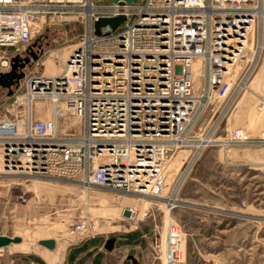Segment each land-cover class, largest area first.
Returning a JSON list of instances; mask_svg holds the SVG:
<instances>
[{
	"label": "built area",
	"instance_id": "built-area-1",
	"mask_svg": "<svg viewBox=\"0 0 264 264\" xmlns=\"http://www.w3.org/2000/svg\"><path fill=\"white\" fill-rule=\"evenodd\" d=\"M118 18L115 27L96 32L99 19ZM67 20L80 23L83 33L61 75L25 76L23 99L11 104L23 110L0 117L3 171L158 198L170 212L178 202L164 196L168 163L189 147V130L205 107L228 96L233 79L228 81L240 68L248 76L257 68L264 53V0H0V49L22 58L45 24ZM35 48L31 51L38 52ZM10 65V57L2 55L0 75ZM239 84L246 89L245 82ZM38 100L51 103L49 119L35 118ZM61 107L78 119L79 135H59L58 124L66 117ZM224 139L226 144L246 140L238 130ZM72 231L87 229L82 224ZM156 235L154 227L150 245L159 250ZM173 256L170 252L168 263L179 260Z\"/></svg>",
	"mask_w": 264,
	"mask_h": 264
},
{
	"label": "rangeland",
	"instance_id": "rangeland-1",
	"mask_svg": "<svg viewBox=\"0 0 264 264\" xmlns=\"http://www.w3.org/2000/svg\"><path fill=\"white\" fill-rule=\"evenodd\" d=\"M34 27L36 32L40 26ZM82 33V25L71 20L47 23L33 41L39 51L29 49L36 60L30 53L15 57L12 49H0V57H10L11 64L18 59L23 68L17 73L24 77L43 73L44 78H57L62 73L61 62L67 61ZM10 70L11 65L7 73ZM193 72L197 89L199 64L193 66ZM23 79L10 90L0 86V117L23 110L11 107L25 94ZM232 79V89L229 92L228 87L224 93L228 96L206 106L189 130L188 137L194 143L185 149L189 154L168 181L164 194H176L179 201L170 212L157 202L150 205L121 194L85 191L54 179L38 178L34 182L32 178L7 175L0 166V236L22 240L0 250V264H53V253L39 246V241L54 240L56 247L67 250L82 243L85 248L99 246L101 238L115 239V247L128 250L125 261L131 257L136 261L139 255V264H264V111L259 119L256 117L264 105V53L251 75L240 68L228 84ZM240 82L246 83V89L239 87ZM33 103L36 119L50 118V102ZM68 114L58 124L61 137L80 134L79 122L71 112ZM231 130H238L246 140L226 146L212 144L219 137L226 138ZM204 142L205 147H201ZM31 184L40 187L39 195ZM23 195L26 203L21 201ZM140 200L143 203L137 202ZM127 209L136 212L132 221L122 217ZM82 224L86 233L72 231ZM171 225L181 234L179 240L169 237ZM154 227L156 238L161 239L159 250L154 242L150 245ZM135 245L141 248L129 251ZM169 251L176 254L177 262L168 263ZM77 253L75 250L71 255L70 264Z\"/></svg>",
	"mask_w": 264,
	"mask_h": 264
},
{
	"label": "crops",
	"instance_id": "crops-1",
	"mask_svg": "<svg viewBox=\"0 0 264 264\" xmlns=\"http://www.w3.org/2000/svg\"><path fill=\"white\" fill-rule=\"evenodd\" d=\"M100 240H101V244L99 246H90L85 248V243H82L80 245L70 247L67 250L56 247V249L51 252L53 253L54 256L53 264H60L63 258H64V262H62L63 264H70V257L75 250H77L78 253L74 256V260L72 264H139L140 263L139 255L135 256L136 261L132 262L131 260L132 257L129 260L125 261L124 256L127 254L128 250L124 249L123 247H115V242H116L115 239H113L114 245H113V250L111 252L106 251L104 248L107 239L101 238ZM133 248H130L129 251L137 250L138 248H141V246L135 245ZM30 263L32 262L30 261Z\"/></svg>",
	"mask_w": 264,
	"mask_h": 264
},
{
	"label": "bare ground",
	"instance_id": "bare-ground-1",
	"mask_svg": "<svg viewBox=\"0 0 264 264\" xmlns=\"http://www.w3.org/2000/svg\"><path fill=\"white\" fill-rule=\"evenodd\" d=\"M36 26H41V22H38V23H36L35 24ZM40 28V27H39ZM37 29V28H36ZM39 30V29H38ZM34 31H35V27H34ZM77 47V46H76ZM76 47H75V49H76ZM74 49V50H75ZM73 50V51H74ZM71 55V54H70ZM69 55V56H70ZM62 64H63V62H61V64H60V66L59 67H61V69H62ZM61 74V73H60ZM262 75V74H261ZM60 76V75H59ZM58 76V77H59ZM57 77V78H58ZM46 79H50V78H46ZM262 79V78H261ZM195 98H198V97H195ZM20 99H23V98H20ZM202 99V96H200L199 97V100H201ZM263 102V101H262ZM71 110H69V109H67V108H65V107H61V110H60V112L62 113V115L63 116H66L67 117V115H69L68 114V112H70ZM263 111H264V105H261L260 106V108H258V110H257V115H256V117L259 119L261 116H260V113L262 114L263 113ZM72 115V114H71ZM76 119V121H78V119L77 118H75ZM256 119V118H255ZM258 121V120H257ZM79 122V121H78ZM254 123V122H253ZM252 123V124H253ZM253 129H254V127H253ZM194 139V138H193ZM192 144L194 143V141L192 142V141H190ZM190 142H189V147L190 146H192V144H190ZM208 142V141H207ZM209 143V142H208ZM202 144V143H201ZM205 144H206V142H204L202 145H201V147L202 146H204L205 147ZM210 144V143H209ZM212 144H219L220 146H226V142H225V139H222V138H219V139H217V140H215V141H213L212 142ZM200 146V145H199ZM200 148V147H199ZM196 149H198L197 147H196ZM199 150L200 149H198V152H199ZM189 154V152H188V150H185V149H182V150H180L179 152H177L173 157H172V159L170 160V162L168 163V166H167V173H168V181L172 178V176L174 175V174H176L179 170H180V168H181V166H182V164H183V161L187 158V155ZM224 157V156H223ZM0 162H1V157H0ZM0 166H1V169H2V171H3V168H2V162L0 163ZM4 172V171H3ZM14 176V175H13ZM12 177V176H11ZM15 177H18V176H15ZM20 178V177H19ZM37 180L38 178H32V180ZM34 180V182H36ZM33 182V183H34ZM73 184V183H72ZM74 185V187H77V188H80V189H82V190H85V191H99V192H103V191H101V190H95V189H93V188H87V187H81V186H79V185H77V184H73ZM39 186L38 185H36V184H31V189H32V191L36 194V195H39ZM42 190V189H41ZM37 191H39V192H37ZM86 193V192H85ZM103 193H106V192H103ZM107 194H112V192H107ZM83 195V194H82ZM85 195V194H84ZM113 195H120V194H115V193H113ZM176 194H173V195H171L170 197H169V199L172 201V204H174V203H176V202H178L179 203V201H178V199H176V196H175ZM86 196V195H85ZM85 196L83 197H81V198H83V200L85 201L86 199H85ZM124 196H126V195H124ZM126 197H132V198H136V199H142V201L144 202V203H147V204H150L151 205V203L150 202H157V203H160L161 204V206H163L162 205V203H161V199H158V198H155V199H148V198H145V197H143V196H132V195H127ZM161 197V196H160ZM100 201V200H99ZM103 201V200H102ZM141 200L140 201H137V202H142ZM142 202V203H143ZM164 207V206H163ZM165 209H167V211H168V208L166 207ZM128 211H130V218H124L123 217V214H122V217L124 218V219H126V220H130V221H132L133 219H134V217L136 216V212L134 211V209H127ZM137 210V209H136ZM146 211V210H145ZM124 212V211H123ZM134 213V214H133ZM74 232H76L77 233V231H74ZM174 233H177L176 234V236H174ZM172 234H173V236H172ZM179 236H181V234L179 233V231L178 230H176V231H173V232H171V234H169V237H176V239H180L181 237H179ZM178 237V238H177ZM170 241H171V239H170ZM22 243V240L20 239V242L19 243H12V244H10V245H8L7 247H5V248H8L9 246H11V245H19V244H21ZM39 245V244H38ZM170 245L172 246V244L170 243ZM40 246V245H39ZM5 248H0V250H2V249H5ZM43 249H46V248H43ZM56 249V243H55V248H54V250ZM47 251H50V252H52V251H54V250H48V249H46ZM169 253L170 252H168V254H167V257L169 256ZM169 258V257H168ZM168 260V259H167ZM57 261V260H56Z\"/></svg>",
	"mask_w": 264,
	"mask_h": 264
},
{
	"label": "water",
	"instance_id": "water-1",
	"mask_svg": "<svg viewBox=\"0 0 264 264\" xmlns=\"http://www.w3.org/2000/svg\"><path fill=\"white\" fill-rule=\"evenodd\" d=\"M119 1H123V2L128 3V4H131V3L132 4H139L141 2V0H109L110 3H116ZM121 20H122V18L99 19L97 22H95V30L98 33L99 29L101 27L106 26V25H109L111 27H115ZM34 47H36L35 44H33L29 49L31 50ZM30 56L34 60H36V56L32 52H30ZM18 62H19L18 59H13V63L11 64L10 72L0 75V86L2 88L10 90V88L14 84H18V82L21 79H23L24 75L17 73V69L23 68V64L19 65ZM27 62H28L27 59L24 60V63H27ZM9 95H12V91H9ZM123 217L124 218H130V211L124 210ZM19 242H20V238H18V237L9 238V237H5V236H0V248H5L12 243H19ZM38 244L40 246L48 249V250H54V248H55V241L54 240H43V241H39ZM113 245H114V240L109 239L106 241L104 248L106 251L111 252L113 250Z\"/></svg>",
	"mask_w": 264,
	"mask_h": 264
}]
</instances>
